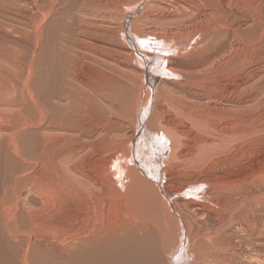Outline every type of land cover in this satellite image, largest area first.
Listing matches in <instances>:
<instances>
[{"label": "bare ground", "instance_id": "6f19581e", "mask_svg": "<svg viewBox=\"0 0 264 264\" xmlns=\"http://www.w3.org/2000/svg\"><path fill=\"white\" fill-rule=\"evenodd\" d=\"M0 264H264V0H0Z\"/></svg>", "mask_w": 264, "mask_h": 264}, {"label": "rangeland", "instance_id": "374dc122", "mask_svg": "<svg viewBox=\"0 0 264 264\" xmlns=\"http://www.w3.org/2000/svg\"><path fill=\"white\" fill-rule=\"evenodd\" d=\"M162 167H163V164H162Z\"/></svg>", "mask_w": 264, "mask_h": 264}]
</instances>
